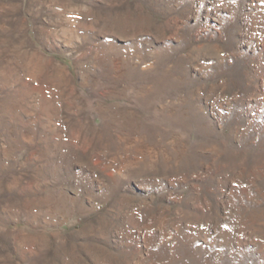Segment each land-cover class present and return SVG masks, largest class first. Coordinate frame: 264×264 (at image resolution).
I'll list each match as a JSON object with an SVG mask.
<instances>
[{
    "label": "rangeland",
    "instance_id": "374dc122",
    "mask_svg": "<svg viewBox=\"0 0 264 264\" xmlns=\"http://www.w3.org/2000/svg\"><path fill=\"white\" fill-rule=\"evenodd\" d=\"M0 264H264V0H0Z\"/></svg>",
    "mask_w": 264,
    "mask_h": 264
}]
</instances>
